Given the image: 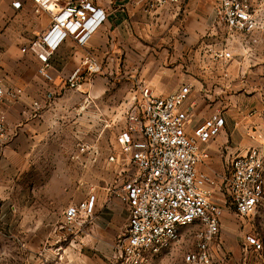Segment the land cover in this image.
Wrapping results in <instances>:
<instances>
[{
  "label": "rangeland",
  "instance_id": "rangeland-1",
  "mask_svg": "<svg viewBox=\"0 0 264 264\" xmlns=\"http://www.w3.org/2000/svg\"><path fill=\"white\" fill-rule=\"evenodd\" d=\"M250 3L264 25V0ZM177 5L170 21L176 28V50L190 52L186 64L199 65L196 69L207 73L208 81L218 78L210 87L219 100L218 113L228 114L232 122L243 121L244 135L261 144L264 27L250 33L230 30L216 13L214 0H186ZM221 52H229L230 58H220ZM25 56L19 54L9 66L25 67L33 71L31 75L13 71L0 78L4 89H21L20 98L6 105L19 104L25 112L9 122L4 119L20 135L22 150L13 148L9 169L0 171V264H129L114 250L125 230V207L115 198L101 200L103 188L117 176L107 157L115 148L132 99L129 84L119 78L107 84L102 73L91 85L49 90L52 77L50 82L42 80L37 75L39 60ZM216 70L214 78L211 74ZM33 102L40 105L34 112L30 111ZM0 105L6 108L3 101ZM90 193L100 198L92 223L88 218L66 223L64 209ZM113 200L120 202L122 212L108 222L100 220L99 212ZM213 201L222 213L218 235L210 244V264H264V193L255 209L243 217L228 206L224 192H215ZM195 230V226L182 228L178 241L146 255L138 264H186V254L195 249ZM249 237L259 241L258 250L247 243Z\"/></svg>",
  "mask_w": 264,
  "mask_h": 264
},
{
  "label": "built area",
  "instance_id": "built-area-1",
  "mask_svg": "<svg viewBox=\"0 0 264 264\" xmlns=\"http://www.w3.org/2000/svg\"><path fill=\"white\" fill-rule=\"evenodd\" d=\"M90 0H37V9L51 17L48 29L21 48L35 55L40 64L37 74L45 81L49 57L67 36L84 45L91 32L103 21L100 9ZM186 0H157L158 5H177ZM216 13L233 31L250 33L264 25L250 0H214ZM63 2V5L60 3ZM15 8L18 2L12 3ZM222 59L230 58L221 52ZM102 71L94 55H84L65 78L67 89L91 85ZM135 92L124 111V125L115 137V148L107 157L114 165L116 180L103 188V203L118 199L125 207L127 220L124 232L114 245L115 253L129 264L140 263L146 255L158 253L178 241L180 230L195 226V249L185 256L186 264H210V244L219 232L221 206L213 201L218 187L228 198V206L240 217L258 205L264 193V151L250 147L243 155L228 161L226 173L219 180L197 169L207 157L202 145L223 129V117L217 113L197 124L189 135L185 132L187 116L181 106L188 96L185 85L167 96H157L142 82L135 83ZM21 89L6 90L0 85V101L16 102ZM40 108L33 102L30 111ZM0 114V141L11 127ZM219 183H218V182ZM97 197L90 193L82 201L68 205L62 212L65 222L84 218L92 223ZM255 250L257 239L247 242Z\"/></svg>",
  "mask_w": 264,
  "mask_h": 264
},
{
  "label": "crops",
  "instance_id": "crops-1",
  "mask_svg": "<svg viewBox=\"0 0 264 264\" xmlns=\"http://www.w3.org/2000/svg\"><path fill=\"white\" fill-rule=\"evenodd\" d=\"M14 2L19 3L18 8L12 6ZM89 3L102 11L104 19L91 32L84 45H79L75 39L67 36L53 51L49 57L48 73L52 77V82L48 83L49 90L67 89L65 78L80 58L94 55L103 65L100 73H103V82L108 84L118 78L124 79L129 84L131 97L136 94V82L149 86L157 96H167L188 85V96L181 110L187 116L185 132L189 135L197 124L218 113L219 100L210 92V87L216 84L218 78L208 81L207 73L196 69L199 65H187L189 62L186 64L185 60L191 59L190 52L176 50V28L170 21L177 10L173 8L178 5H158L157 0H90ZM61 5L63 2L59 7ZM36 9L37 0H0V78L5 73L13 74V71L17 74L22 72L24 75L33 73L25 67L12 69L9 63L19 58V54L37 58L30 52L21 51L22 47L34 41L50 25V15ZM188 41L190 43L191 39ZM218 73L216 70L211 76L215 78ZM3 81L5 82V78ZM3 103L6 108L3 109L0 105V114L4 115L6 121L19 116V104L6 105L10 103L8 101ZM227 115H221L224 126L220 133L202 145L208 157L197 166L199 171L217 180L225 174L228 161L234 155H243L254 144L264 151V140H260V144L244 135L247 128L242 126L243 121L237 118L232 122ZM19 143L21 144L20 135L12 129L0 141L1 172L9 169L13 148L16 147L19 152L22 150ZM215 192H220V189L216 187L213 196ZM98 200L100 198L97 197V202ZM105 208L106 211L99 212L100 220L104 222L122 212V205L118 200H113Z\"/></svg>",
  "mask_w": 264,
  "mask_h": 264
}]
</instances>
